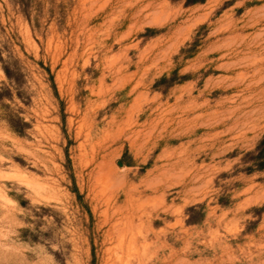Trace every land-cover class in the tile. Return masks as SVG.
Masks as SVG:
<instances>
[{"label":"rangeland","instance_id":"1","mask_svg":"<svg viewBox=\"0 0 264 264\" xmlns=\"http://www.w3.org/2000/svg\"><path fill=\"white\" fill-rule=\"evenodd\" d=\"M262 140L264 0H0V264H264Z\"/></svg>","mask_w":264,"mask_h":264},{"label":"trees","instance_id":"2","mask_svg":"<svg viewBox=\"0 0 264 264\" xmlns=\"http://www.w3.org/2000/svg\"><path fill=\"white\" fill-rule=\"evenodd\" d=\"M200 1H204V0H186V4H188V5L195 4V3L200 2ZM4 71L7 74V76L10 77L9 70L4 67ZM260 144H264V140H262Z\"/></svg>","mask_w":264,"mask_h":264}]
</instances>
